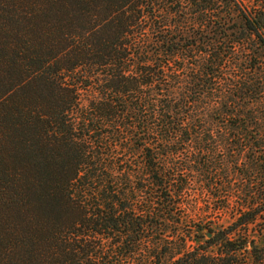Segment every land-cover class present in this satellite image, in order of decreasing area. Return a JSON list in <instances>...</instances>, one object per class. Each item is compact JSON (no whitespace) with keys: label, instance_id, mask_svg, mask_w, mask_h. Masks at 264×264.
<instances>
[{"label":"trees","instance_id":"trees-1","mask_svg":"<svg viewBox=\"0 0 264 264\" xmlns=\"http://www.w3.org/2000/svg\"><path fill=\"white\" fill-rule=\"evenodd\" d=\"M0 264H264V0H0Z\"/></svg>","mask_w":264,"mask_h":264},{"label":"water","instance_id":"water-1","mask_svg":"<svg viewBox=\"0 0 264 264\" xmlns=\"http://www.w3.org/2000/svg\"><path fill=\"white\" fill-rule=\"evenodd\" d=\"M209 237H210V235L208 234V235H207V238H209Z\"/></svg>","mask_w":264,"mask_h":264}]
</instances>
